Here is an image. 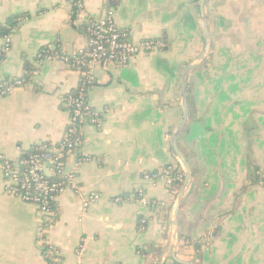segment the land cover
I'll return each mask as SVG.
<instances>
[{"label":"crops","instance_id":"crops-1","mask_svg":"<svg viewBox=\"0 0 264 264\" xmlns=\"http://www.w3.org/2000/svg\"><path fill=\"white\" fill-rule=\"evenodd\" d=\"M81 2L78 10L69 0H0V26L22 19L9 35L0 81L23 79L10 96L0 98V157L16 160L34 146H55L69 124L64 100L82 75L59 59L38 65L43 50L72 56L86 44V22L106 10L132 41L154 40L162 47L125 68L95 65L90 70L87 101L103 120L100 127L82 130L80 155L87 161L78 180L85 195L101 196L98 202L83 210L82 199L67 190L44 220L35 207L4 194L0 169V264H48L47 246L58 252V264H156L168 240L175 196L162 180L146 182L144 176L178 163L170 137L182 120L184 63L193 60L204 37L199 0ZM204 7L208 31V15H214V26L232 22L228 30L239 31L241 45L250 47L246 62L253 52L252 68L264 70V0H205ZM3 45L0 36V50ZM211 66L189 75V120L177 138L192 177L178 213L176 257L188 264L191 259L181 256H200V264H217L218 256H229L225 264H264L263 210L248 205L252 95L233 92L242 91L249 78L218 90L223 76L211 78ZM208 68L210 76L204 77ZM258 81L262 99L264 77ZM211 83L213 92L206 89ZM231 150L239 156L226 170L223 161ZM139 188L150 206L136 202ZM187 238L201 246L198 254L184 245ZM165 264L180 263L168 259Z\"/></svg>","mask_w":264,"mask_h":264},{"label":"built area","instance_id":"built-area-1","mask_svg":"<svg viewBox=\"0 0 264 264\" xmlns=\"http://www.w3.org/2000/svg\"><path fill=\"white\" fill-rule=\"evenodd\" d=\"M69 2L78 10L83 8L81 0H69ZM85 34V46L72 56H60L58 52L46 49L36 59L38 65L59 59L63 64L78 70L82 75L76 88L78 89L76 94L69 95L64 100L65 108L71 113L68 111L70 113L69 124L61 142L55 146L43 145L41 149L44 152L32 154L26 159L9 160L0 157L4 194L35 207L39 216L44 220L51 218L58 198L67 190L82 199L83 210L101 199L98 193L85 195L78 180L79 168L87 161L85 158H78L82 146V130L87 125L100 127L103 120L101 114L93 110L86 97L88 82L92 80L91 68L95 65L125 68L137 56L155 52L162 47L159 41H132L116 27L112 10H106L99 18L89 19L85 24ZM3 40L4 45L0 50V55L4 58L10 50V36H4ZM1 65L2 59L0 58V69ZM22 83L23 79L0 81V98L10 96ZM72 158L75 160L70 162ZM172 172L177 175H171ZM183 177L184 168L178 162L175 165L166 166L153 176L145 174L144 181L152 183L154 180H162L166 187H169L172 181H177L181 185ZM135 199L142 207L150 206L144 188L136 190ZM82 252L80 247L76 251V256L80 258ZM50 254L57 259L54 264H58V252L53 249Z\"/></svg>","mask_w":264,"mask_h":264},{"label":"rangeland","instance_id":"rangeland-1","mask_svg":"<svg viewBox=\"0 0 264 264\" xmlns=\"http://www.w3.org/2000/svg\"><path fill=\"white\" fill-rule=\"evenodd\" d=\"M197 1V0H196ZM205 10V7H204ZM206 14V10H205ZM214 15H208L211 21V32H209L210 36V48L206 55L205 61L207 64H212L211 68V78H218L223 76V79L220 81L218 85V90H226L229 86L235 85L239 82L240 79L245 77L249 78V81L243 85L242 91H233V92H249L252 97L250 98V111L248 116V129H249V158H248V205L251 207H259V210H263L264 216V94L262 99H260V86L259 79L264 77V70L261 69H253L252 66L254 64L255 53H251L252 57H249V62H246L248 51H250V47L247 48L245 45H241L242 38L239 35V31H230L228 29L233 28V23L229 22L226 25V22H221L214 26L212 24ZM219 18V16H218ZM240 27V21L238 22V30ZM235 33L237 35H235ZM246 38H243L245 40ZM205 48L204 37L200 38L199 49L192 57L193 62L198 58V56L202 53ZM186 60L184 65L189 64ZM204 61V62H205ZM203 62V63H204ZM203 63L198 67L201 68ZM249 65L248 70L246 65ZM185 65V66H186ZM242 65L245 68H242ZM197 68V69H198ZM207 69V75L204 77L210 76L209 69ZM248 72V73H247ZM261 76V77H259ZM228 78V79H227ZM213 83L210 86H206L207 88L213 89ZM202 88V87H201ZM213 92V91H212ZM219 92V91H216ZM254 108V109H252ZM243 154L246 152L244 150ZM239 154H236L234 150H231L227 157L224 159V164L226 166V170L229 167V164L237 158ZM247 174L245 170V175ZM247 179V175H246ZM245 181V180H244ZM243 181V182H244ZM252 183H255L251 185ZM165 184V182H164ZM166 186V184H165ZM159 259V256H156ZM187 257L191 259V263L200 264V256H181ZM229 259V256H218L217 264H225ZM158 261V260H157ZM202 263V262H201ZM157 264V263H156Z\"/></svg>","mask_w":264,"mask_h":264},{"label":"water","instance_id":"water-1","mask_svg":"<svg viewBox=\"0 0 264 264\" xmlns=\"http://www.w3.org/2000/svg\"><path fill=\"white\" fill-rule=\"evenodd\" d=\"M204 4H205V0H199V3H198L199 16H200L201 27H202V32L204 36L205 48L202 51V53L198 56V58H196V60H194L193 62L185 66L182 72L181 90H180L181 106H182V120L173 130V132L171 133V137H170L171 149L174 155L176 156L178 162L184 168V177H183V182L178 188L176 195H175L174 209H173V213H172V217L170 221V231H169L168 240H167L166 245L164 246V248L162 249L160 253L157 264H165V262L168 259H171L180 264H188V263L182 262L177 259L175 250H176L178 240H179L178 213H179V210L182 204L183 196L190 185L192 171L186 159L178 150L177 138L179 134L181 133V131L184 129V127L187 125L188 120H189V111H188V105H187L189 75L193 70L198 68L205 61L206 55L210 48V36H209V31H208V26H207Z\"/></svg>","mask_w":264,"mask_h":264},{"label":"trees","instance_id":"trees-1","mask_svg":"<svg viewBox=\"0 0 264 264\" xmlns=\"http://www.w3.org/2000/svg\"><path fill=\"white\" fill-rule=\"evenodd\" d=\"M21 18H23L21 16ZM22 19H20L19 17H16L14 18L13 20H11L10 22H7V24L3 25V26H0V36L1 37H4L6 35H10V33L18 27V23H20ZM0 58L3 60V57L0 55ZM207 64V61H205L203 63V67H205ZM78 91V89H75L74 91H72L69 95L71 96H74L76 94V92ZM190 93H191V90H190ZM67 95V96H69ZM66 96V97H67ZM67 111H69L67 108H66ZM71 113V111H69ZM69 113V115H70ZM47 145V144H45ZM44 152L42 149H41V146H34L32 148H30L29 150H27L26 152H23V154L19 157L20 159H26L28 158V156L32 155V154H40ZM82 156L78 154V158H81ZM150 176H153L154 174H151V173H148ZM173 176L177 175V173L175 172H172ZM255 183H252L251 185H253ZM180 187V184L179 182L177 181H172L171 183V186L167 187L168 188V191L170 193H172V195H176V192L178 190V188ZM248 189V187H247ZM242 191H246V188H243ZM184 245H187V246H192L194 248V250H196V253L198 254L199 253V250L201 248L200 245H197V244H194L192 243L188 238L187 239H184ZM53 248L50 247V246H47V247H44V256H45V261L48 263V264H54L57 260L56 258L52 257V255L50 254V251H52ZM47 252V253H46ZM59 260V259H58ZM194 264V263H192Z\"/></svg>","mask_w":264,"mask_h":264}]
</instances>
